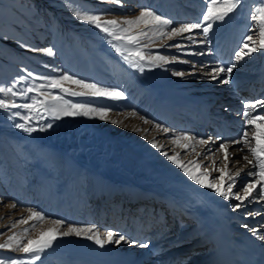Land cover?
I'll list each match as a JSON object with an SVG mask.
<instances>
[{
    "label": "bare ground",
    "instance_id": "1",
    "mask_svg": "<svg viewBox=\"0 0 264 264\" xmlns=\"http://www.w3.org/2000/svg\"><path fill=\"white\" fill-rule=\"evenodd\" d=\"M144 1L146 2L139 0L140 5L145 3ZM155 1H162L163 5L169 0H153L154 4ZM171 2L170 5L159 6L161 3H158L155 4L157 6L151 7L157 14L172 17L177 22H194L205 9L206 0ZM252 7H259V0H247L243 25L240 22L241 17H238L229 24L228 34L221 38L212 35L211 44H189V41L183 40L186 47L194 48L197 53L201 50L205 53L191 57L196 61L188 58L186 60L195 62L198 67L202 63L201 60L207 58L206 66L209 68H205L206 72L221 63L227 65L233 50L246 35L248 27H257V24L247 18L248 9ZM153 25L150 23V26ZM193 35L197 41L202 39L196 34ZM259 39L258 33L255 34L254 40L258 42ZM255 46L259 48L258 43ZM131 47L133 45L125 48ZM262 52L264 50L253 53L251 59L245 57L240 66L233 70L236 74L231 76L229 84L218 85V80L205 79L198 71L195 75H185L187 77L184 76L183 80L173 82L151 73L147 78L149 81L145 84L138 80L134 83L131 76L117 71L115 78L118 82L115 84L125 91L129 105L134 109L132 114L136 113L132 115L135 120L129 118L133 122L128 130H124L127 132L124 143L118 146L119 153L124 157L127 154L126 166L123 164L122 167L115 168L116 171L113 170L108 178H95L98 181L92 183L88 190L80 187L79 194L69 193L65 209L60 210L61 219L77 226L95 224L100 229L99 235L102 239H106V232L112 230L126 235L129 239L146 242L149 246L140 247L139 244L121 242L120 247V243L116 246L106 243L104 247H100L94 240L86 237L84 238L87 240L83 242L58 238L54 247L48 249V258H53L51 262L58 260L63 264H264V241L257 240L249 229L243 227L248 224L250 228L260 229L261 234H264V202L248 206L247 210L260 213L254 217L244 216L243 210L233 211L229 204L235 201H225L213 194L212 190L196 185L162 154L172 147L171 152L179 159L188 157L189 162L200 163L201 168L197 174L207 171L210 173V180L219 175L214 169L223 168L224 163L228 164L229 174L234 175L238 169H243L237 178V185L250 179L244 173L251 165H247L242 159L239 164H232V161L245 154L233 153V148H239L240 145H229V159L226 162H222V150L202 159L205 150L209 146L218 148L219 142L204 145L199 144L197 140H184L181 137L177 143L174 142L172 133L187 132L193 137L204 139L217 136L229 139L237 137L242 125L241 117L237 115L243 109L241 101L264 98ZM188 65L182 64L185 67ZM190 72L192 71L186 73ZM122 79L123 83H119ZM212 108L214 110H211ZM213 111L225 113L211 115ZM142 118H146L149 123H145ZM116 121L114 125H120V120ZM156 124L169 128L170 133L165 134L155 127ZM141 125L144 126V131L154 129L152 141H156L158 145L154 150H146L144 145L129 138L132 135L130 133H133L132 129L138 130ZM166 142H169L167 147ZM186 144L189 145L188 154H185ZM249 159L252 157L249 156ZM213 161L215 163L211 167L204 168V165ZM227 183L226 177L225 188ZM45 201L49 210L52 208V211L55 210V213L60 215L59 209L55 208L51 201ZM39 202L41 204L42 201ZM50 228H55V224L51 223ZM125 229L130 233L127 234ZM124 245L125 248H121ZM191 252H195L193 257H189Z\"/></svg>",
    "mask_w": 264,
    "mask_h": 264
},
{
    "label": "rangeland",
    "instance_id": "2",
    "mask_svg": "<svg viewBox=\"0 0 264 264\" xmlns=\"http://www.w3.org/2000/svg\"><path fill=\"white\" fill-rule=\"evenodd\" d=\"M169 1L164 4H172L171 0ZM69 2L77 7L82 6L84 9L91 10L93 13H105L101 17L102 21L115 19L121 27H129L124 24V21L139 16L142 7H151V5L154 7L158 3H161L159 6H164L162 1H157V3L155 1L154 4L153 0H146L142 5L139 0H122V3H116L115 0H108L107 3H100V0H0V87H10L18 78L28 77L29 72L33 73V76L28 77L26 82L17 84V89L47 84L48 81L41 77L56 78L62 72L74 74L86 82L98 83L102 87L118 88L115 84L118 82L115 78L117 71L131 76L134 83L139 81L143 84L149 81L147 78L151 73L173 82L184 78L173 75V72L193 71L190 64L185 67L182 66V62L178 61L187 58L196 61L191 57L197 55L190 53H197V50L184 47L181 51L175 47H166L178 41L183 45V40L179 37H173L171 40L167 36L159 37L156 26H150L151 22L147 24L141 22L131 26L130 34L139 36L141 32H147L148 36L140 37L141 47L146 56L151 51L153 54L165 55L171 62L158 61L157 64H150L145 61L141 71L140 68L125 61L113 46L117 45L124 55H127L125 47L129 44L126 41L112 40L100 30L80 22L66 7ZM151 9L154 10L152 7ZM240 17L243 25V15ZM146 19L151 20V18ZM229 24L219 28L213 36L221 38L228 34ZM46 48H51L54 54L31 50ZM206 60L207 58L201 60L202 63L198 65L197 70L201 65L206 66ZM150 67L153 70L150 71ZM205 68L209 67H204V72H206ZM233 72L231 76L236 74V71ZM119 83H123V79ZM217 83L220 85L219 82ZM65 87L83 91L70 82H65ZM41 91L51 93L52 96L59 95L64 100L74 102L89 100L88 97H73L49 87ZM30 97L45 99L36 92L28 93L26 97H12L0 93V99H6L9 103H30ZM91 103L95 107L112 109L106 120L64 116L54 119L48 112H43L42 116H37L33 112L31 114L33 119L28 122L22 118L27 111L23 108L0 109V197L3 198V203L0 204V233H5L0 235V244L6 243L8 236L13 235L20 241L19 247L21 248L29 239H38L42 232L50 229L51 223L55 224L54 221L57 219L62 220L60 210L64 208L69 193L78 192L79 194L80 187L88 190L92 183L98 181L95 178L102 176L108 178L115 168L122 167L123 164L126 166L127 154L124 157L118 149L127 137V132L124 130L127 131L133 122L129 118L135 120L132 116L133 106L129 105L127 96L121 101L93 98ZM53 106L59 107L60 102L48 97V107ZM224 111L227 112L225 109ZM15 112H19L20 115L10 118ZM218 112L220 111H213L211 115ZM117 119L120 120V125L115 126L110 122ZM17 123H25L26 126L37 130L29 133L16 128L14 125ZM47 123H52L53 127L46 128ZM242 126L243 124L241 129ZM143 127L141 125L138 130L137 128L132 129L133 133H130L132 135L129 138L144 145L146 150H154L157 147L149 143L152 141L154 129L144 131ZM251 136L250 132L249 137ZM155 143L157 144L156 141ZM168 145L169 142H166L165 147ZM171 150L172 147L165 151L173 155ZM181 158L185 164L189 163L188 157ZM45 200L51 201L52 205L59 209L58 214L60 215H57L55 210L52 211V208L49 210L45 206L47 203ZM13 202L17 204L16 208H12ZM29 209L33 212H40L44 219H29L32 216ZM21 218L27 219L28 223H16L15 227L9 230L7 226ZM68 223L70 222H66L64 226L55 224V228L63 231ZM26 229L28 231H25ZM125 232L130 233L127 229ZM64 238L76 242L87 240L83 236L76 237L75 235ZM121 245L120 243L119 247ZM16 248L17 244L12 242V249H0V259H16L24 261V264H56L57 262L63 264L58 260L51 262L53 258H48V249L41 253L40 260L33 261L30 254L17 252ZM121 248H125V245ZM194 253L191 252L189 257H193Z\"/></svg>",
    "mask_w": 264,
    "mask_h": 264
},
{
    "label": "snow or ice",
    "instance_id": "3",
    "mask_svg": "<svg viewBox=\"0 0 264 264\" xmlns=\"http://www.w3.org/2000/svg\"><path fill=\"white\" fill-rule=\"evenodd\" d=\"M108 0H100V3H107ZM116 3H122V0H115ZM247 6V0H206L205 10L200 13V16L194 22H177L172 17H165L163 14H157L156 11H153L150 6L142 7L139 16L135 19L125 20L124 24L129 27H121L119 22L115 19L112 20H103L101 17L105 13H93L91 10L84 9L82 6L77 7L71 2L66 4V7L73 12V15L82 23H86L89 26H92L104 34L111 37L115 41H126L127 44L133 45V47L126 49L127 55H124V52L121 51L120 47L113 45L116 48L117 52L123 56V59L133 66L140 68L142 71L143 62L147 61L150 64H157V62L170 63L168 57L162 54H153L151 51L145 54L144 50L141 47L140 37L148 36L147 32H141L138 35H132L131 26L137 25L141 22L147 24L149 22L153 23L156 26V32L159 37L167 36L169 40L173 37H179L182 40L189 41V44L200 43L204 45L211 44V36L216 33V31L223 27L226 24L231 23L236 20L238 17L244 15V10ZM146 18H151L147 20ZM247 18L253 23L257 24V27L253 29L251 26L248 27V31L244 38L239 42V45L236 49L233 50L232 58L227 65L221 63L220 65L213 66L209 71L204 72V65L200 66V69L197 70L195 62L189 60L178 61L182 63L190 64L193 71L190 73H185L184 71H175L173 75L184 77L185 75H195L197 71L200 72V75L205 79H210L212 81H217L220 84H229L231 82V74L234 69H237L241 62L244 61V58H252V54L256 53L258 50H264V0H259V7H252L248 9ZM215 26V27H214ZM165 29L167 31H165ZM259 35V41L254 40V35ZM199 35L202 37L199 41L194 38V35ZM111 42V41H110ZM251 42V46H250ZM259 44V48L255 45ZM24 47H29L28 45H23ZM146 47V45H145ZM166 47H175L183 51L185 45H182L179 41L176 44L166 45ZM247 49V51H245ZM33 51H43L47 54H54L51 48L46 49H31ZM191 55H204V51L201 50L198 53H190ZM264 54V52H262ZM175 59V58H174ZM33 73L29 72L28 77H32ZM222 76V78H221ZM28 77L18 78L10 87H0V93L5 95H10L12 97L21 96L26 97L28 93L36 92L39 96H44L45 99H37L36 97H30V103L17 104L15 102L9 103L6 99H0V109L10 110L11 108H23L26 113L23 115V120L31 122L33 112L37 116H42L43 112H48L54 119H59L61 116L64 117H91L99 118L100 120H106L109 112L112 111L110 108L105 107H95L91 103L93 98H106L113 101H121L126 99L125 91H122L118 88H107L102 87L98 83L86 82L84 79H80L77 76L70 75L66 72H62L59 77L48 78L41 77V79L47 80V84H40L36 87H27L25 89H17V84L26 82ZM65 82H70L73 85L78 86L83 89V91H75L71 88L65 87ZM49 87L51 89H58L60 92H63L67 95L73 97H88L87 102H74L71 100H64L62 96H52L51 93H45L41 89ZM48 97H51L53 101H59L60 106H53L52 108L48 107ZM243 105L242 111L238 112L237 115L241 117L242 120V129L240 134L234 138H226L223 136L209 137L207 139L193 137L190 133L176 134L172 133V138L174 142H179L181 137L184 140H197L199 144L209 145L219 142V147L213 149L209 146L203 153L202 159H206L209 154L214 155L215 152L223 151V161L226 162L229 159V145H240L239 148H233V153L242 152L245 153L240 159L232 161L233 166L239 164L241 159L246 162L247 165H251V168L244 173L245 176L250 177L249 180H246L243 184H240L237 187V178L240 177L241 171L238 169L236 173L229 174L228 164L224 163L223 168L214 169L219 172L217 177L209 179L210 173L205 171L204 173L197 174L200 171L201 164L197 162H189L185 164L177 155H170L167 151H163L162 154L171 161L174 165L179 167L182 172L189 178L190 181L194 182L196 185L201 186L212 190L213 194L218 195L223 198L225 201H235L230 203L229 207L233 211L243 210V215L256 216L260 213L247 211L248 206L254 203L264 202V98H256L254 100H244L241 101ZM20 115L19 112L11 114L10 118ZM132 115H136L133 113ZM144 119L145 123H149L146 118ZM111 123H117V121L112 120ZM18 129H22L29 133L36 131L34 127H28L25 123H17L14 125ZM52 123H47L46 128H52ZM156 128L162 130L165 134L170 133V129L163 127L160 124L155 125ZM252 133V136L249 137V133ZM153 147H158L154 141H150ZM185 154H188L187 149L189 145H184ZM158 150H161L158 148ZM194 150V149H193ZM245 150H247L245 152ZM249 156L252 159H249ZM215 162L204 165V168L207 169L211 167ZM227 177V187L225 188V178ZM236 189L233 191V189ZM3 203V198L0 197V204ZM12 208H16L17 204L12 203ZM32 212V218H38L43 220L44 216L40 212ZM28 223L27 219L21 218L19 221H16L14 224L7 226L9 230L12 227H15L16 223ZM56 225L64 226L66 224L63 220H55ZM35 227V225H33ZM243 227L249 229L253 236L259 240L264 241V234H261V230L255 227H249L248 224H244ZM25 231H28L26 229ZM100 229L95 225H82L77 226L71 223L66 225L65 230L60 231L59 228H50L46 232H42L38 239H29L23 247H19L20 241L16 237L8 236L7 242L0 244V249H12V242L17 244L15 251L23 252L25 254H30L33 258V261H38L41 259V253H44L47 249H52L54 247V242L58 238L70 237L75 235L76 237H86L89 240H94L96 244L100 247H104L105 244H119L125 242L128 244H139L140 247H148V243H141L133 239H129L126 235L108 230L106 232V239H102L99 235ZM5 233H0L4 235ZM0 264H24V261L16 259H0Z\"/></svg>",
    "mask_w": 264,
    "mask_h": 264
}]
</instances>
